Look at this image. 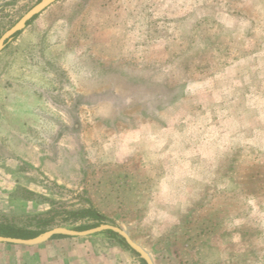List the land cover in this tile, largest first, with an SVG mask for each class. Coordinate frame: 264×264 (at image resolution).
I'll return each mask as SVG.
<instances>
[{
	"label": "rangeland",
	"instance_id": "1",
	"mask_svg": "<svg viewBox=\"0 0 264 264\" xmlns=\"http://www.w3.org/2000/svg\"><path fill=\"white\" fill-rule=\"evenodd\" d=\"M39 1L0 0V37ZM87 207L155 264H264V0H57L7 42L0 224Z\"/></svg>",
	"mask_w": 264,
	"mask_h": 264
},
{
	"label": "crops",
	"instance_id": "2",
	"mask_svg": "<svg viewBox=\"0 0 264 264\" xmlns=\"http://www.w3.org/2000/svg\"><path fill=\"white\" fill-rule=\"evenodd\" d=\"M88 236L55 235L50 239L34 244H14L18 246L7 247L11 252L0 258L1 264H119L117 260L105 255H99L93 250L98 240L88 239ZM4 243L0 242L3 249ZM6 249V248H5ZM7 250V252H8ZM11 259V260H10ZM13 259V260H12Z\"/></svg>",
	"mask_w": 264,
	"mask_h": 264
},
{
	"label": "water",
	"instance_id": "3",
	"mask_svg": "<svg viewBox=\"0 0 264 264\" xmlns=\"http://www.w3.org/2000/svg\"><path fill=\"white\" fill-rule=\"evenodd\" d=\"M55 1L57 0H41L32 8H30L12 27H10L2 34V36L0 37V51L6 46L7 42H9L17 32L23 30L26 27L28 21H30L35 15L43 11L46 7H48ZM109 230L114 231L122 238H124L128 246L136 253H138L139 256L146 262V264H155L150 252L146 250L144 246L138 243L135 239H133L126 229L122 228L121 226L109 223H101L97 226L83 230H77L65 226H56L32 238H18L0 235V242L34 245L42 243L59 234L70 236H88Z\"/></svg>",
	"mask_w": 264,
	"mask_h": 264
},
{
	"label": "trees",
	"instance_id": "4",
	"mask_svg": "<svg viewBox=\"0 0 264 264\" xmlns=\"http://www.w3.org/2000/svg\"><path fill=\"white\" fill-rule=\"evenodd\" d=\"M28 23H29V21L27 22V24ZM19 33H20V31L17 32L14 35V37L17 36ZM68 214H69V216H68L69 220H77V219H81L83 217H88V218H92V219L97 221L92 226H86V227H81V228L79 227V228H76L77 230H83V229H87V228L97 226V225L103 223V221L105 219V216L102 213H100L95 207H87V208H82V209H78V210H71V211H69ZM41 221H42V223H45V224L50 223V221L49 220L47 221L46 218L41 219ZM44 231H46V230L38 231L36 229L17 228V227H13L10 225L0 224V235L11 236V237L32 238V237H35V236L43 233ZM109 232L111 234L117 235V233H115L114 231L109 230ZM121 241H123V243H125V245L127 247H129L128 244L125 242L124 238L121 237ZM133 252L136 253L134 250H133ZM136 254L139 255L138 253H136ZM141 261L144 264H146V262L142 258H141Z\"/></svg>",
	"mask_w": 264,
	"mask_h": 264
}]
</instances>
